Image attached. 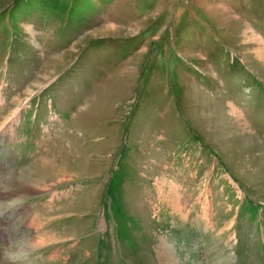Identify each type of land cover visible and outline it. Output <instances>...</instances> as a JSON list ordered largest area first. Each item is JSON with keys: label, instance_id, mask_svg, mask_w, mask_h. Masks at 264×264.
<instances>
[{"label": "rangeland", "instance_id": "1", "mask_svg": "<svg viewBox=\"0 0 264 264\" xmlns=\"http://www.w3.org/2000/svg\"><path fill=\"white\" fill-rule=\"evenodd\" d=\"M47 1L0 0V264H264V0Z\"/></svg>", "mask_w": 264, "mask_h": 264}, {"label": "bare ground", "instance_id": "2", "mask_svg": "<svg viewBox=\"0 0 264 264\" xmlns=\"http://www.w3.org/2000/svg\"><path fill=\"white\" fill-rule=\"evenodd\" d=\"M160 185L164 189L163 194H166V195L169 194L166 202H169L172 209H174L178 214L184 215V213L181 211V202L178 200V196L176 194L177 187H178L177 184L171 183L169 181V177L164 176L160 181ZM168 187L170 188L169 190L167 189ZM33 222H35V220H33ZM46 246H47V242L34 238L31 241L22 242L18 244L8 243L7 250L9 252L10 251L12 252V254L9 255L10 259L15 258V260H21V259H24L22 257L24 253L27 252L28 250L39 248V247H46ZM51 256L52 258H55L56 254L54 253Z\"/></svg>", "mask_w": 264, "mask_h": 264}, {"label": "trees", "instance_id": "3", "mask_svg": "<svg viewBox=\"0 0 264 264\" xmlns=\"http://www.w3.org/2000/svg\"><path fill=\"white\" fill-rule=\"evenodd\" d=\"M47 2H53L56 9L68 10L69 9V0H49Z\"/></svg>", "mask_w": 264, "mask_h": 264}]
</instances>
